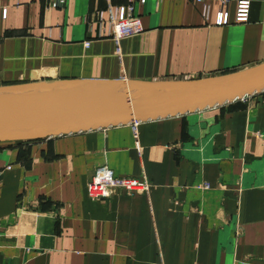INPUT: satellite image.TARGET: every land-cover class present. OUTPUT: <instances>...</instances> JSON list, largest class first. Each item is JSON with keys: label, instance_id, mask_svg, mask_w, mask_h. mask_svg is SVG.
<instances>
[{"label": "crops", "instance_id": "1", "mask_svg": "<svg viewBox=\"0 0 264 264\" xmlns=\"http://www.w3.org/2000/svg\"><path fill=\"white\" fill-rule=\"evenodd\" d=\"M225 1L207 0L205 21L195 0L135 2L141 31L113 40L99 34L98 15L127 0H0V86L190 80L263 63L264 0ZM237 1L249 3L244 23L234 22ZM102 165L145 178L147 194L89 199L85 185ZM0 264H264V92L0 144Z\"/></svg>", "mask_w": 264, "mask_h": 264}, {"label": "water", "instance_id": "2", "mask_svg": "<svg viewBox=\"0 0 264 264\" xmlns=\"http://www.w3.org/2000/svg\"><path fill=\"white\" fill-rule=\"evenodd\" d=\"M264 92V62L190 80H48L0 86V144L174 118Z\"/></svg>", "mask_w": 264, "mask_h": 264}, {"label": "built area", "instance_id": "3", "mask_svg": "<svg viewBox=\"0 0 264 264\" xmlns=\"http://www.w3.org/2000/svg\"><path fill=\"white\" fill-rule=\"evenodd\" d=\"M201 4V17L205 21L207 18V0H195ZM62 3V1H59ZM135 2L143 4L144 0H127L124 6L111 8L108 12L107 20H102L98 15V30L101 36L110 37L113 40H120L138 34L141 31L139 20L133 15V5ZM221 5H225V0H219ZM247 1H237L234 12V22L244 23L248 15ZM4 18L5 10L1 11ZM227 14L222 8L216 18L215 24L226 25ZM87 46V43L84 44ZM149 184L145 178H120L115 177L113 172L105 165L96 167L88 182L85 185V192L91 200H105L119 194H147Z\"/></svg>", "mask_w": 264, "mask_h": 264}, {"label": "trees", "instance_id": "4", "mask_svg": "<svg viewBox=\"0 0 264 264\" xmlns=\"http://www.w3.org/2000/svg\"><path fill=\"white\" fill-rule=\"evenodd\" d=\"M24 143H29V142H24ZM1 144H10V143H1ZM19 144V143H18ZM20 144H22V143H20Z\"/></svg>", "mask_w": 264, "mask_h": 264}]
</instances>
